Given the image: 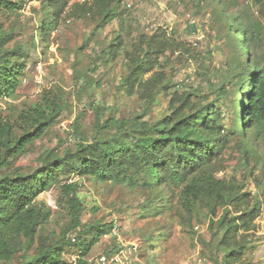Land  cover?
<instances>
[{
	"label": "rangeland",
	"instance_id": "1",
	"mask_svg": "<svg viewBox=\"0 0 264 264\" xmlns=\"http://www.w3.org/2000/svg\"><path fill=\"white\" fill-rule=\"evenodd\" d=\"M65 1L55 10L46 0H22L18 11L4 20L5 24L15 21L19 26L15 40L25 46L28 57L15 94L0 98V116L13 120L21 110L39 101L42 93L58 88L64 92V110L40 139L9 168L0 170V176L30 172L43 152L52 150L63 155L77 140L78 132L90 138L94 134L91 103L100 106L104 117L146 111L142 87L129 93L120 79L135 62L138 47L145 49L146 40L157 28L184 44L180 52L159 57L152 69L161 71L174 84H198L200 58L209 51L213 66L228 58L219 8L234 16L248 33L250 44L248 51L243 49V59L264 64V0H109L117 14L101 27H96V16L84 14L86 7L73 5L84 0ZM42 23L47 27L40 32ZM167 92L159 89L145 119L155 120L167 110ZM247 139L248 153L243 147L228 148L216 177L238 182L258 200L260 213L249 233L243 261L264 264V129L259 134L251 129ZM60 181L78 183L77 195L83 204L81 225L69 228L67 211L58 204V186L52 184L36 199L37 204L42 202L51 210L39 229L48 243L87 238L85 227L99 225L109 233L90 248L88 264H119L112 260L119 253L120 264H216L217 240L208 229L207 210L201 202L185 208L180 197L182 185L161 182L130 190L123 184L96 182L76 174L61 176ZM114 229L117 236L112 234ZM36 245L37 238L28 252ZM20 255L0 264H20ZM78 255V244L63 246L61 256L66 264H76ZM101 256L106 258L104 263Z\"/></svg>",
	"mask_w": 264,
	"mask_h": 264
},
{
	"label": "trees",
	"instance_id": "2",
	"mask_svg": "<svg viewBox=\"0 0 264 264\" xmlns=\"http://www.w3.org/2000/svg\"><path fill=\"white\" fill-rule=\"evenodd\" d=\"M21 3L0 0V98L15 94L28 57L25 46L15 40L17 23L4 22ZM46 3L57 10L66 1ZM73 5L84 6V14L96 16V27L117 14L109 0H84ZM218 15L226 30L229 56L213 66L211 52L203 55L198 84H174L161 71H152L159 57L167 58L184 47L157 28L146 40V48L138 47L135 62L120 79L129 93L142 87L146 111L134 116L109 113L104 117L100 106L91 103L94 134L90 138L78 132L77 140L63 155L52 150L43 152L30 172L0 176V263L10 262L20 252V264H66L61 256L63 246L78 244L76 264H88L90 248L109 233L108 229L91 225L85 227L87 238H76L74 242L66 238L61 243H48L39 232L51 210L42 202L37 204L36 199L52 184L58 186V204L67 211L69 228L81 225L83 204L77 195L78 183L60 181L61 176L76 174L96 182L123 184L130 190L161 182L182 185L183 206L191 209L201 202L210 217L208 229L216 237L218 249L214 262L245 264L243 254L260 205L238 182L217 178L216 173L223 168L228 148L243 147L247 154V133L254 129L259 134L264 129V64L243 59L242 52L248 51L250 44L246 29L224 8H219ZM46 27L42 23L40 32ZM149 71V76L143 78ZM161 88L168 91L167 110L155 120L145 119ZM63 93L61 88L42 93L39 101L21 110L13 120L0 116V170L9 168L57 120L64 110ZM35 238L37 245L29 253Z\"/></svg>",
	"mask_w": 264,
	"mask_h": 264
},
{
	"label": "built area",
	"instance_id": "3",
	"mask_svg": "<svg viewBox=\"0 0 264 264\" xmlns=\"http://www.w3.org/2000/svg\"><path fill=\"white\" fill-rule=\"evenodd\" d=\"M112 234L113 235H118V233H117V231L114 229L113 231H112ZM120 254V253H119ZM119 254H116L115 256H113V259L112 260H114L115 262H117V263H122L121 262V258L119 257ZM100 261L102 262V263H104L105 261H106V258L104 257V256H101L100 257Z\"/></svg>",
	"mask_w": 264,
	"mask_h": 264
},
{
	"label": "water",
	"instance_id": "4",
	"mask_svg": "<svg viewBox=\"0 0 264 264\" xmlns=\"http://www.w3.org/2000/svg\"><path fill=\"white\" fill-rule=\"evenodd\" d=\"M190 28H191V31H192V32L195 31V28H194V24H193V23L190 24Z\"/></svg>",
	"mask_w": 264,
	"mask_h": 264
}]
</instances>
